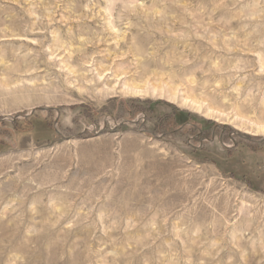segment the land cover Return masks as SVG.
Here are the masks:
<instances>
[{
	"label": "rangeland",
	"instance_id": "obj_1",
	"mask_svg": "<svg viewBox=\"0 0 264 264\" xmlns=\"http://www.w3.org/2000/svg\"><path fill=\"white\" fill-rule=\"evenodd\" d=\"M0 264H264V0H0Z\"/></svg>",
	"mask_w": 264,
	"mask_h": 264
},
{
	"label": "bare ground",
	"instance_id": "obj_2",
	"mask_svg": "<svg viewBox=\"0 0 264 264\" xmlns=\"http://www.w3.org/2000/svg\"><path fill=\"white\" fill-rule=\"evenodd\" d=\"M134 93H137V92L134 91Z\"/></svg>",
	"mask_w": 264,
	"mask_h": 264
}]
</instances>
